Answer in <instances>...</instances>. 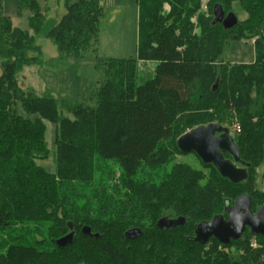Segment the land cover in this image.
<instances>
[{
    "label": "trees",
    "instance_id": "obj_1",
    "mask_svg": "<svg viewBox=\"0 0 264 264\" xmlns=\"http://www.w3.org/2000/svg\"><path fill=\"white\" fill-rule=\"evenodd\" d=\"M18 1L21 11L31 12L34 36L13 27L0 0V239L20 233L15 242L0 243V264H264V238L249 230L230 246L215 239L204 245L194 241L197 225L218 215L227 217L225 208L239 197L250 196L254 212L264 205V193L255 188L257 168L264 162V0L250 1L251 18L246 22L248 34L258 37L256 60L235 64L229 72L218 57L221 52L212 51L217 48L213 36L222 34L226 49L247 35L243 29L233 34L241 22L227 31L213 25L215 5L226 14L232 12H226L220 0L212 4L208 35L202 38L190 18L200 0H155L152 9L158 14L149 18L141 14L143 0H138L137 59L110 62L96 104L76 106L70 111L73 119L59 118L55 99L25 92L17 74L22 66L39 61L31 57L41 56L35 37L50 39L64 55L82 57L101 31L105 9L100 0H59L66 14L49 27L37 0ZM166 3L168 14L161 10ZM138 60L157 63L153 76L141 85L132 82ZM196 82L208 99L192 100ZM202 99L203 109L212 112L179 124L177 117L201 110ZM18 102L36 118L19 116ZM220 109L233 110L237 121L229 124ZM46 122L58 127L54 175L37 164L49 155ZM211 123L233 133L241 161L251 165L246 182L234 185L200 159L206 175L180 164L159 184L151 179V171L148 177L136 178L138 167L155 170L172 151L189 155L178 149L177 139L185 128ZM224 156L232 160L229 154ZM116 168L124 174L121 187L108 183ZM95 172L97 189L91 186ZM180 217L186 219L183 227L170 231L157 227L162 218ZM84 227L99 238L84 235ZM131 229H140L142 235L127 240L125 233ZM29 234L43 239L32 243L26 239ZM68 235L72 242L59 246L57 242ZM232 247L240 255L226 251Z\"/></svg>",
    "mask_w": 264,
    "mask_h": 264
},
{
    "label": "rangeland",
    "instance_id": "obj_2",
    "mask_svg": "<svg viewBox=\"0 0 264 264\" xmlns=\"http://www.w3.org/2000/svg\"><path fill=\"white\" fill-rule=\"evenodd\" d=\"M3 1L4 14L10 19L13 27L34 36L30 23L31 12L27 9L21 11L19 9L18 0ZM37 1L40 4L42 13L48 15L49 27L58 24L66 14L63 1ZM137 1L138 0H100L101 7L105 9V19L102 21L101 31L96 41L93 43V46L90 47V50L80 58L64 55L58 47L46 37H35V43L41 50V56L38 54H31V57L34 56L38 58L39 61L21 67L17 74L19 85L25 92L31 90L37 98L42 99L50 97L58 101L60 119H73V115L70 111L76 106H94L100 86H102L106 80L105 77L110 66L109 63L137 59L138 57L139 8ZM214 1L215 0H200L199 9L190 16L191 22L195 26V34L199 38L208 35L206 25L211 17L210 10ZM220 1L224 4L226 12L232 11L236 15L238 21L243 23L233 34H239L243 29V32L247 35V37L245 36L240 40L231 41L226 49L222 48L221 45L220 40L223 38L222 34L220 36V34L216 33L213 36L215 42L217 41V48L214 49L215 47L213 46L212 51L214 54L221 52L218 57L223 63L225 70L229 72L235 64H252L255 62V48L257 47L255 41L258 40V37L254 35L251 36L246 29V22L251 18L249 13V11L252 10L251 0ZM156 3L155 0H143L141 14L143 16L147 15V17L144 16L146 18H149V15H157V9H152L153 5ZM161 10H163L165 14L170 13V5L167 3L164 4ZM262 11L257 13V18L261 15ZM262 16L264 17V14H262ZM218 47L221 48L218 50ZM93 50H96V52ZM212 51H209V53L211 54ZM196 55L198 54L196 53ZM156 66V62L138 60L136 64L137 72L132 82H135L136 85L143 84L153 76ZM1 72L2 70L0 67V74ZM202 87L200 82L194 83L192 87L193 101H196L197 98L200 100L201 96L204 100L208 99ZM203 99L199 102H202L201 110H193L188 113L187 117L179 116L176 118L177 122L179 124L184 122L188 123L193 120L192 118L197 119L204 115V113L212 112L210 109H203L205 107V101ZM213 102L215 101L213 100ZM220 111L229 124L236 120L233 110L226 112L220 109ZM16 112L25 119L36 118V115H28L24 111L21 102L17 103ZM181 126H183V124ZM183 132H185V134L189 132L188 128H185ZM57 133L58 127L50 122H46V143L49 149V155L44 161L37 160L38 165L44 168L46 172L53 175L57 172V148L55 144ZM180 164L189 165L192 170L201 172L205 175L208 173V169L203 167L197 155L189 154L183 156L172 151L168 159L161 165H158L155 170L146 165L138 167L136 178L148 177L151 171L154 172V176H150L151 179L159 184L168 173L172 171L174 166ZM237 166L241 167L240 164ZM255 176V188L264 193V162L257 168ZM98 177L99 175L95 172V180L91 184L94 189L99 188L97 185ZM55 180L60 181L58 178ZM123 180L124 174L122 170L116 168L115 172L109 177L108 183L111 186L121 187ZM206 181L207 180L201 181V183H206ZM261 203L264 202L261 201ZM19 234V232H15V234L11 236L6 234L0 239V243L3 241L15 242ZM35 235L29 234L26 239L33 243L35 241L34 239L39 238ZM39 239L42 240L43 238L40 237ZM255 241L257 240L252 239V243H256L257 246L255 247L258 248L259 244ZM236 249V247H232L226 251L232 253L234 256H238L240 252Z\"/></svg>",
    "mask_w": 264,
    "mask_h": 264
},
{
    "label": "water",
    "instance_id": "obj_3",
    "mask_svg": "<svg viewBox=\"0 0 264 264\" xmlns=\"http://www.w3.org/2000/svg\"><path fill=\"white\" fill-rule=\"evenodd\" d=\"M213 25H222L224 29L235 28L239 21L233 12L225 13L219 4L214 6ZM218 84L214 86V90ZM178 149L183 154H196L205 165H212L224 178L234 185H239L248 180V169L250 164L241 161L239 148L236 145L229 128L219 124L211 123L199 126L182 135L177 141ZM229 154L232 160L226 159L224 154ZM243 167L239 168L237 165ZM224 215H218L209 222L201 223L195 228L194 241L200 244H207L211 239L217 240L225 246L242 239L244 233L249 230L253 236L264 238V205L256 212L253 210V199L248 195L239 197L234 204L229 203L225 208ZM186 223L184 217L177 219L162 218L157 223L159 230H174L183 227ZM82 233L96 239L98 234H92L90 227H84ZM142 235L140 229H131L125 233L127 240H134ZM73 240L72 235L59 240V246H66Z\"/></svg>",
    "mask_w": 264,
    "mask_h": 264
},
{
    "label": "built area",
    "instance_id": "obj_4",
    "mask_svg": "<svg viewBox=\"0 0 264 264\" xmlns=\"http://www.w3.org/2000/svg\"><path fill=\"white\" fill-rule=\"evenodd\" d=\"M237 131H238V132H240V129H239V127L237 128ZM253 246L255 247L256 245H255V244H253Z\"/></svg>",
    "mask_w": 264,
    "mask_h": 264
},
{
    "label": "flooded vegetation",
    "instance_id": "obj_5",
    "mask_svg": "<svg viewBox=\"0 0 264 264\" xmlns=\"http://www.w3.org/2000/svg\"><path fill=\"white\" fill-rule=\"evenodd\" d=\"M241 165V164H240ZM239 167V166H238ZM243 166L241 165V167H239V168H242Z\"/></svg>",
    "mask_w": 264,
    "mask_h": 264
}]
</instances>
